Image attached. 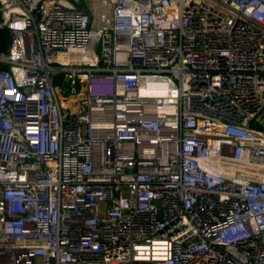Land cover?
<instances>
[{
	"label": "built area",
	"instance_id": "2783aa9c",
	"mask_svg": "<svg viewBox=\"0 0 264 264\" xmlns=\"http://www.w3.org/2000/svg\"><path fill=\"white\" fill-rule=\"evenodd\" d=\"M0 31V264H264V0H0Z\"/></svg>",
	"mask_w": 264,
	"mask_h": 264
},
{
	"label": "trees",
	"instance_id": "16d2710c",
	"mask_svg": "<svg viewBox=\"0 0 264 264\" xmlns=\"http://www.w3.org/2000/svg\"><path fill=\"white\" fill-rule=\"evenodd\" d=\"M10 43V38L8 35V32L6 31H0V53L6 52ZM63 76L59 75L54 80V85H60L62 81Z\"/></svg>",
	"mask_w": 264,
	"mask_h": 264
},
{
	"label": "rangeland",
	"instance_id": "374dc122",
	"mask_svg": "<svg viewBox=\"0 0 264 264\" xmlns=\"http://www.w3.org/2000/svg\"><path fill=\"white\" fill-rule=\"evenodd\" d=\"M95 7H96V6H95ZM95 7H94V8H95ZM94 8H93V9H94ZM109 8H110V6H109ZM107 9H108V8H107Z\"/></svg>",
	"mask_w": 264,
	"mask_h": 264
}]
</instances>
